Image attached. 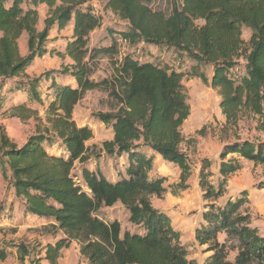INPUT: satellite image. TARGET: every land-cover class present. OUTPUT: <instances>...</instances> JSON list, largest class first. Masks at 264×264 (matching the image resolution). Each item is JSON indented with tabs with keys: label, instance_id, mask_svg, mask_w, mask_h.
Masks as SVG:
<instances>
[{
	"label": "trees",
	"instance_id": "16d2710c",
	"mask_svg": "<svg viewBox=\"0 0 264 264\" xmlns=\"http://www.w3.org/2000/svg\"><path fill=\"white\" fill-rule=\"evenodd\" d=\"M90 1L0 0V109L23 120L45 122L22 145L0 133V168L24 217L32 216L43 230L62 234L46 245L50 264H60L62 250L74 241L89 264H198L189 258L170 215L153 205L152 197L162 198L166 192V179L150 174L159 154L179 167L177 186L188 187L192 167L181 149L182 126L191 113L182 82L185 74L141 61L131 52L121 54L118 40L186 56L194 62L192 74L218 91L226 124L236 125L241 110L247 109L257 116V128L264 135V0H180L168 12L153 10L149 0H106L105 8L125 21L126 28L102 46H90L91 33L103 21ZM42 4L47 17L39 30ZM71 22L63 50L48 49L51 30H64ZM244 27L251 30L248 41ZM23 34L28 36L26 56H21L18 44ZM48 53L69 58L70 63L62 70L27 77L34 61ZM120 54L111 79L93 76L102 55ZM240 59L245 60V73L235 77L232 71ZM203 66L212 67L211 77ZM92 90L108 91L117 99L115 110L97 114L112 130V138L101 147L87 145L93 130L73 117L76 105ZM16 99L21 102L14 103ZM102 156L118 163L116 180L108 179L98 165L88 167L92 158L98 162ZM220 158L216 184L210 180L211 161L204 159L199 172L208 203L195 239L211 252L204 264H264V235L242 212L246 192L217 203L227 190L228 176L241 169V159L264 166V141L236 138L223 147ZM77 162L82 165L80 177L73 175ZM117 203L127 210L129 222L143 231L123 232L119 220L98 215ZM21 251L22 257L29 253L24 247ZM230 251L235 252L234 260L229 259ZM7 256L0 248V264Z\"/></svg>",
	"mask_w": 264,
	"mask_h": 264
},
{
	"label": "rangeland",
	"instance_id": "374dc122",
	"mask_svg": "<svg viewBox=\"0 0 264 264\" xmlns=\"http://www.w3.org/2000/svg\"><path fill=\"white\" fill-rule=\"evenodd\" d=\"M180 0H149L150 6L155 11L168 12L172 5ZM106 0H91L90 5L96 13L102 16L101 27L91 33L90 46L104 45L112 38H118V31L126 28V22L117 17L112 11L105 8ZM40 21L38 29L44 27L47 17V7L40 5ZM73 30V22L64 30L54 27L48 36L46 46L48 49L63 50L65 37ZM251 30L243 29V37L249 40ZM21 56L29 54L28 36L23 34L18 41ZM120 53L131 52L133 56L141 61H151L161 65H169L177 71H182L185 76L183 85L190 104L191 113L182 126L184 141L181 149L186 153L192 167V174L187 182L188 187L183 190L177 185L180 181V169L177 165L165 161L161 156L155 154L151 177H165L164 186L166 192L162 198L152 197L153 205L170 215L174 227L182 232V243L189 251V258L198 264H204L211 252L206 251L207 246H202L195 239V229L202 225V214L205 205L203 190L199 185V172L204 159L211 161L209 170L212 173L210 180L217 183L220 177L219 166L221 162L220 153L223 147L236 140V138L250 139L252 141H264V135L257 128V116L247 109L241 110L236 125L226 124L225 116L220 108L221 97L217 90L206 85L200 78L192 74L191 68L194 62L186 56L178 54L174 50H157L153 47H145L140 44L130 47L127 42L119 39ZM149 49H153L150 51ZM113 58L102 55L97 61V69L94 77L97 79L114 76L115 64L121 57ZM113 59V60H111ZM70 63L69 58H62L56 53H48L37 58L26 72L27 77H38L50 70H62ZM211 77L212 67H201ZM235 77L245 73V60L240 59L239 65L232 71ZM117 99L105 90H92L79 101L74 110V120L78 125H88L94 133V137L87 145L101 147L105 140L112 138V130L109 125L100 121L97 114L115 110ZM16 115V114H15ZM13 112L0 109V133H5L14 143L22 145L39 126L45 123L36 118L28 120L20 119ZM43 115V114H41ZM43 123V124H42ZM45 125V124H44ZM99 149L93 154H99ZM148 154L153 152L146 149ZM230 155L228 156V158ZM242 166L237 172L228 176V185L225 194L217 200L218 204L242 197L245 191L248 202L242 207L243 213L251 216L252 226L257 227L264 235V166L254 164L252 161L241 159ZM92 158L88 167L101 166L107 175L115 176L118 172L114 158L102 156L98 162ZM101 164V165H100ZM82 165L77 162L73 169V175L80 177ZM98 215L106 220H119L122 230L131 232L143 231L140 227L129 222L127 210L117 203L113 207H103ZM52 231V230H51ZM62 234L54 233L41 228V223L35 222L31 217L27 219L22 213L19 202L13 195L8 177L3 175L0 168V248L7 251V258L3 264H50L45 259V249L49 242L60 239ZM220 240H225L221 235ZM21 247L28 250V254L22 257ZM235 252L230 251L229 259L234 260ZM60 264H89L80 252V245L74 241L68 248H64L59 258Z\"/></svg>",
	"mask_w": 264,
	"mask_h": 264
},
{
	"label": "crops",
	"instance_id": "0c3cea01",
	"mask_svg": "<svg viewBox=\"0 0 264 264\" xmlns=\"http://www.w3.org/2000/svg\"><path fill=\"white\" fill-rule=\"evenodd\" d=\"M42 5H44V4H42ZM46 6V5H45ZM39 9V8H38ZM153 48H156V47H153ZM157 49V48H156ZM158 50V49H157ZM18 102H21V100L20 99H16V100H14V103H18ZM41 114H43V113H41ZM156 155H158V156H160L159 154H156ZM100 170H102V172L104 173V175L108 178V179H110V180H116L117 179V176H116V174H115V176H112V175H107L106 173H105V171L101 168V166H100ZM28 217H31L33 220H35L32 216H28ZM27 217V218H28ZM26 218V219H27ZM35 222H37L36 220H35ZM39 223V222H38ZM40 224V223H39Z\"/></svg>",
	"mask_w": 264,
	"mask_h": 264
}]
</instances>
